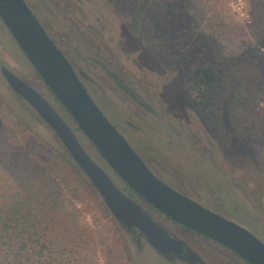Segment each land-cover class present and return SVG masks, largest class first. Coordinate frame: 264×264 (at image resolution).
<instances>
[{
  "label": "rangeland",
  "instance_id": "rangeland-1",
  "mask_svg": "<svg viewBox=\"0 0 264 264\" xmlns=\"http://www.w3.org/2000/svg\"><path fill=\"white\" fill-rule=\"evenodd\" d=\"M24 1L68 61L93 81L92 84L84 80L95 100L119 127L120 130L115 128L117 132L145 166L150 170L146 161L153 157L166 167L175 168L181 163L178 157H184L180 153L189 155V152L192 157L204 160L211 166L213 175L199 166H187L189 179L192 183L199 179L207 181L218 197H212L213 200L218 199L222 204L226 201L225 192L235 196L242 212H238L237 217L242 216L241 220H234L229 209L220 208V204L211 207V197L186 193L206 205L208 208L203 207L209 211L215 209L216 214L246 228L264 244V142L252 133L258 99L252 97L247 102V124L240 131L230 120L227 102L237 73L231 74L233 79L229 78L225 92L218 90L213 94L216 102L210 101L208 112L201 110L190 86L191 74L196 68L213 66L238 72L242 63L251 64L259 52L264 54V33L256 37L253 34L261 22L258 15L264 10V0ZM67 2H71L72 11L68 10ZM72 18L83 24V32L73 27ZM85 34L93 37L102 50H92ZM0 63L51 105L92 160L120 190L139 202L76 128L1 22ZM104 68L128 83L143 98L151 113L137 109L120 94L103 72ZM221 76L225 78L223 73ZM222 82L218 83V89ZM95 104L106 117L103 109ZM121 119L144 127L153 137L130 132ZM12 138L16 140L13 154L5 152L12 161L21 158L25 165L33 163L34 169L51 164L58 169L66 168L71 174L72 192L68 194L69 205L61 221L72 232L66 236L71 241H66L79 243L84 264H168L139 240L137 233L135 236L126 234L120 228L91 184L72 164L57 137L8 89L0 76V158L6 161L10 158L4 154V147L11 144ZM169 141L172 143L168 144ZM178 145L182 148L177 151ZM13 169V172L20 171L17 166ZM150 172L154 175L152 170ZM2 175L6 176L3 170ZM216 178H222L224 189L214 180ZM144 208L150 211L147 206ZM154 216L205 264H245L219 245L187 232L159 214Z\"/></svg>",
  "mask_w": 264,
  "mask_h": 264
},
{
  "label": "water",
  "instance_id": "water-1",
  "mask_svg": "<svg viewBox=\"0 0 264 264\" xmlns=\"http://www.w3.org/2000/svg\"><path fill=\"white\" fill-rule=\"evenodd\" d=\"M0 21L76 128L128 189L171 222L219 245L246 264H264V244L246 228L179 194L150 172L108 122L24 0H0ZM0 75L8 89L57 137L72 164L88 180L126 234L137 233L139 240L162 257L194 253L116 186L86 153L64 119L36 90L5 66L0 68Z\"/></svg>",
  "mask_w": 264,
  "mask_h": 264
},
{
  "label": "trees",
  "instance_id": "trees-1",
  "mask_svg": "<svg viewBox=\"0 0 264 264\" xmlns=\"http://www.w3.org/2000/svg\"><path fill=\"white\" fill-rule=\"evenodd\" d=\"M258 17L261 22L253 33L255 37L264 33V10ZM233 70L231 73L213 66L196 68L191 74V89L199 99L201 110L208 112L210 101L216 102L213 94L218 90L225 92L229 78L233 79L232 75L237 73L234 89L227 99L230 120L239 130L244 128L247 102L256 97L259 109L253 117L252 133L264 142V54L259 52L251 64L242 63L238 72ZM15 141L12 138L11 144L4 147V154H13ZM8 154L5 155L9 160L0 158V264H84L79 243L66 241L72 232L61 221L69 205L68 194L72 192L71 174L66 168L58 169L51 164L34 169L33 163L25 165L21 158L12 161ZM14 166L20 171L13 172ZM87 246L84 244L86 249Z\"/></svg>",
  "mask_w": 264,
  "mask_h": 264
},
{
  "label": "flooded vegetation",
  "instance_id": "flooded-vegetation-1",
  "mask_svg": "<svg viewBox=\"0 0 264 264\" xmlns=\"http://www.w3.org/2000/svg\"><path fill=\"white\" fill-rule=\"evenodd\" d=\"M66 6L68 7V10L69 11H72L74 9L73 6L71 5V2H67ZM31 12L33 13L32 10H31ZM34 16L36 17V19L38 20V22L40 23V25L43 27V29L45 30V32L48 35V37L50 38V40L62 52L63 56L68 61V59L65 56L64 52L62 51V49H60V47L57 45L55 39L46 30L45 26L39 21V19L37 18V16L35 14H34ZM72 25H73L74 28H76V30H80L81 32H83L84 26H83V24L81 22H79V21H77V20H75V19L72 18ZM85 35H88L87 37L89 38L88 40L90 41V46L93 48L92 50H97V51L102 50L100 48L99 44L97 42H94V38L93 37H91L89 34H85ZM69 39L71 41L72 37L70 36ZM3 66H5V65H1V63H0V68L3 67ZM71 66L73 67V69L75 70V72L78 74V76L80 78V81H81L82 85L84 86V88L86 89V91L89 94V96L92 98V100L94 102H96L98 104V101L95 100V98L93 96V93L91 92V90L89 89V87L84 82V80H87V81H89V82H91L93 84V81L88 76H86L83 72H80L79 73L77 71L76 67L73 64H71ZM5 67H7V66H5ZM7 68L10 69L9 67H7ZM102 70L108 76V78L112 82V84H114L115 89L118 90L119 93L122 94L133 106H135L137 109H140V110H144V111L149 110V112L151 113V110H150L149 106L144 102L143 98L136 91H134V89L131 88L128 83H126L122 79H119L116 75H114L113 73H111L107 68H104ZM101 108L103 109L104 113L106 114V117L110 120V122H112V120L110 119V116L108 115L107 111L103 107H101ZM121 122L124 123V126H128L129 127L130 132H134L136 134H139V135H141V137H143V136L148 137L149 136V138H150L152 136V135H149L148 134V130H146L144 127H141L140 125L137 126L135 124L130 123L129 121H126L125 119H121ZM112 123L114 124L115 128H117L118 130H120L116 123H114V122H112ZM155 134L156 133H154V135ZM167 143L168 144H171L172 142L169 141ZM180 148H182V146L178 145V149H175V150L178 151ZM172 151H174V150H172ZM177 151H175V152H177ZM180 155H183L184 157H178V158H180L181 163L179 165L175 166V168H168L164 164L160 163L158 159H153V157L149 158L146 162H147L148 167L150 168V170H152L154 172V176H156L157 179L160 178L159 180L160 181L162 180L161 182H163L166 186L172 188L174 191L178 192L179 194H181V195H183L185 197H188L189 199L193 200L194 202H196L197 204H199L202 207L203 206H206V205H204V204L196 201L195 199L190 198L189 197V194L186 193V192H190V194L192 196L211 197L212 201H209V204H210L211 207L220 204V206H219L220 208L229 209V212H231L233 214L234 220L235 219L236 220H241L242 216H241L240 219H239V217H237V216H239L238 215V212L240 214L242 212L239 211L238 200H236L235 196H233L231 194H227L225 192V196L224 197H225V200L226 201H225V204H222V201H220L218 199L217 200H213L212 197H215V198H218V197L213 192V190L210 188V185H208V182L207 181L206 182H203L204 179L203 180L199 179L197 182L194 181L192 183V181L189 179V170L187 169V166H189V167H191V166H199V168L201 170L208 171V172H210L213 175V172H212L213 170H211L212 169L211 166L207 162H205L204 160H201L200 158H198L196 156L192 157V155H191L190 152H189V155L188 154H185V153H180ZM178 156H179V154H178ZM221 179L220 178H218V179L216 178L214 180H216L218 182V184L222 186V189H224L226 187V185H224V183H223V181H221ZM132 194H133V196H135V198H137V200L139 201L138 203L139 204L141 203L140 205H142L143 207H146L147 206L149 208L150 211H148L147 209L146 210L151 214V216L154 218L155 221L159 222L155 218L154 214H159L166 221L171 222L170 220H168L167 218H165L163 215H161L160 213H158L157 211H155L153 208L149 207L146 203H144L134 193H132ZM213 212L215 213L217 211L214 209ZM217 215H219V216H221L223 218H226V217H224L223 215H221L219 213ZM227 220H229V219H227ZM229 221H231V220H229ZM245 224H249V223L246 222ZM175 225H177V224H175ZM177 226L180 227V228H183V227H181L179 225H177ZM183 229H185V228H183ZM185 230L187 232H189V233H192V232L188 231L187 229H185ZM131 235H132V233H131ZM133 235L135 236V234H133ZM201 238H203V237H201ZM203 239H205V238H203ZM205 240H207V239H205ZM160 257H161V259H163L164 261H166L168 264H205V262L202 260V258L198 254H196L195 252L193 254L192 253L191 254H186L185 253V254L180 255L179 257H172V256H169V257H162V256H160ZM239 260H241V259L239 258ZM242 262L245 263L244 261H242Z\"/></svg>",
  "mask_w": 264,
  "mask_h": 264
}]
</instances>
